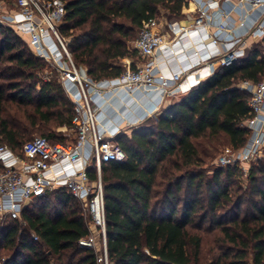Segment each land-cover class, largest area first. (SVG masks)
<instances>
[{
  "label": "trees",
  "instance_id": "1",
  "mask_svg": "<svg viewBox=\"0 0 264 264\" xmlns=\"http://www.w3.org/2000/svg\"><path fill=\"white\" fill-rule=\"evenodd\" d=\"M63 2L58 28L70 38L72 60L93 81H101L119 77L126 70L125 60H132L129 69L134 70L133 59L139 54L128 43L143 23L160 16L181 17L187 0ZM25 43L18 31L0 23V141L20 156L32 131L50 143L75 137L70 131L72 100L58 78H37L45 60ZM262 50L264 46L255 44L129 133L114 136L125 159L103 163L100 173L109 264H264V155L250 165L248 196L233 203L229 189L236 169L215 168L206 177L198 169L195 144L219 135L227 136L234 149L246 144L251 95L239 85L264 80ZM7 90L13 91L8 98ZM7 101L16 102L22 116L10 117ZM63 127L70 133L60 130ZM87 173L92 181L97 179L93 166ZM243 202L248 207L240 215ZM20 219L0 225V250L10 252L0 257V264H99L98 251L78 243L89 234V217L65 187L33 198ZM212 231L219 235L214 243L219 253L205 261L203 234Z\"/></svg>",
  "mask_w": 264,
  "mask_h": 264
},
{
  "label": "built area",
  "instance_id": "2",
  "mask_svg": "<svg viewBox=\"0 0 264 264\" xmlns=\"http://www.w3.org/2000/svg\"><path fill=\"white\" fill-rule=\"evenodd\" d=\"M13 1L15 10L6 17L8 25L26 39L35 56L55 68L62 86L67 82L76 86L77 93L72 95L75 115L73 128L70 130L75 133V137L71 142L50 143L43 136H34L23 144V156L15 154L7 145L0 144V161L3 166V171L0 172V223L20 219L21 210L33 198L52 188L65 187L79 201L83 214L89 217V234L78 241L79 245L98 251L99 264H109L101 165L110 161L122 162L125 153L113 140L114 134L99 130L91 95L100 94L105 88H124L129 92L139 88L145 91L159 89L165 96L175 95L184 92V73L174 72L170 78L156 73V54L164 46L166 39L155 31L156 19L150 18L140 28L133 47L145 61L136 64L134 70H125L117 78L93 81L84 68L74 64L68 48L70 39L63 37L59 31L65 12L63 0ZM249 3L250 9L254 10L264 0H249ZM205 14V8H200L198 17L194 19V28L206 26ZM172 29L178 35L189 31L188 27L175 22L172 23ZM212 42L217 44V37H213ZM241 55L242 53L228 49L219 57L220 65H230ZM239 86L251 95L249 107L252 117L248 119L249 126L250 121L257 120L262 125L255 137H250L242 148L234 150L226 147L218 157L221 165L238 161L255 162L264 150V117H260L264 111V80L257 83L244 81ZM60 130L67 131L65 127ZM86 150L89 151L87 154ZM75 163L80 165L74 167L71 173L60 175L57 172L63 165ZM90 166L95 168V181L87 173Z\"/></svg>",
  "mask_w": 264,
  "mask_h": 264
},
{
  "label": "crops",
  "instance_id": "3",
  "mask_svg": "<svg viewBox=\"0 0 264 264\" xmlns=\"http://www.w3.org/2000/svg\"><path fill=\"white\" fill-rule=\"evenodd\" d=\"M202 7L206 12V26L194 28V19ZM173 22L188 27V33H174ZM155 31L166 39L156 54L155 71L168 78L174 72H183L184 92L165 96L159 89L145 91L139 88L129 92L124 88H105L100 94H92V105L97 113L100 131L116 135L123 129L138 125L167 106L169 97L179 98L195 83L209 77L220 66L219 57L228 49L243 55L255 44L264 46V3L251 10L249 0H187L182 7L181 17L170 20L163 16V19H156ZM213 37H217V44L212 42ZM63 88L72 100V95L77 93L76 86L67 82ZM260 117H264V111ZM245 124L250 129L249 138L255 137L262 125L258 120L250 121V126L248 120ZM88 152L86 150L85 154ZM79 165L65 164L57 172L60 175L69 174Z\"/></svg>",
  "mask_w": 264,
  "mask_h": 264
},
{
  "label": "rangeland",
  "instance_id": "4",
  "mask_svg": "<svg viewBox=\"0 0 264 264\" xmlns=\"http://www.w3.org/2000/svg\"><path fill=\"white\" fill-rule=\"evenodd\" d=\"M15 10V4L13 0H0V23L4 26H8V22L6 20V17ZM165 10H161V14H163ZM160 19H163V16L159 17ZM138 33H136L134 39L128 43V45L133 48L135 40L138 37ZM70 39V38H69ZM27 46V44L25 43ZM28 47V46H27ZM264 51V50H262ZM133 61L137 64L141 63L143 59L139 56H136ZM132 62L131 59L125 60L124 64L126 66V70L129 69L130 63ZM46 66L39 72H37V78L41 81H48V80H57V72L55 68L50 65L48 62H46ZM13 93L12 90H7L5 92L6 98H8V95H11ZM174 99H178V96H172L169 97V101L171 102ZM16 102L14 101H7L5 104L9 106V113L10 117L12 116H17L20 117L22 116V110L19 106L15 104ZM63 131V130H62ZM123 131L130 132V128L123 129ZM65 132V131H64ZM67 133H70V131H67ZM40 135V132L35 131L31 132V134L28 135L29 138ZM73 136H71L72 138ZM2 141H0V144ZM197 150H198V156L201 159V164L198 167L199 170L203 171L204 175L206 177H210L214 171L215 168L219 167H233L236 170L234 171L233 178L231 180V185H230V195L232 197L233 203L237 201L238 199L248 196L250 185H249V172H250V165L253 162H236L234 164H229V165H221L218 163V157L220 154L223 152V150L226 147L232 148L231 145L229 144L228 138L225 135H219L216 137H204L195 142ZM234 149V148H232ZM237 150V149H234ZM264 155V150H262L260 157ZM257 161V160H256ZM3 169H0V172H2ZM245 199V198H244ZM231 205H227L224 207L223 210H226L228 207ZM248 207V204L246 202H243L241 204L240 208V215H243L244 210ZM81 209L83 211V208L81 206ZM87 217V216H85ZM21 223V219H19ZM198 221V220H196ZM1 225V223H0ZM24 225V224H22ZM208 225V221L205 222L204 228ZM219 237L218 233L216 231L212 232H204L203 234V250H202V258L206 261L209 260L212 256L217 255L219 252L214 246V243L216 239ZM226 246L229 247L230 244H226ZM10 252L8 250H0V257L9 254ZM248 259L250 261V255L248 256Z\"/></svg>",
  "mask_w": 264,
  "mask_h": 264
}]
</instances>
